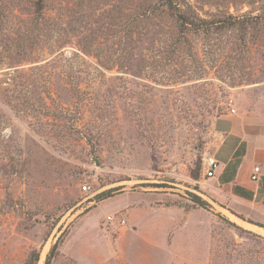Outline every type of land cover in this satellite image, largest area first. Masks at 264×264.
<instances>
[{
	"label": "rangeland",
	"instance_id": "rangeland-1",
	"mask_svg": "<svg viewBox=\"0 0 264 264\" xmlns=\"http://www.w3.org/2000/svg\"><path fill=\"white\" fill-rule=\"evenodd\" d=\"M176 5L0 0V264H264L205 166L217 122L264 145V0Z\"/></svg>",
	"mask_w": 264,
	"mask_h": 264
},
{
	"label": "crops",
	"instance_id": "crops-1",
	"mask_svg": "<svg viewBox=\"0 0 264 264\" xmlns=\"http://www.w3.org/2000/svg\"><path fill=\"white\" fill-rule=\"evenodd\" d=\"M232 128L231 125V129L227 134L226 131L223 132L219 129V122L216 123V129L218 130V133L224 134V140L213 154L219 163L215 179L221 186H223V188L228 189L236 199L253 201L258 197L259 193L264 195V176L262 166H260L262 169L260 180H252L253 168L259 166L255 165L253 167V165L256 163L264 164V150H259L260 148H263L264 145L256 140H245L238 133L234 132ZM229 136L234 137L235 140L232 142L230 149L223 155L222 151L227 144ZM254 146L255 152H253L252 155V147ZM236 160H239V162L236 163ZM244 168L247 169L245 172H242ZM254 183L258 185L257 188L254 186Z\"/></svg>",
	"mask_w": 264,
	"mask_h": 264
},
{
	"label": "trees",
	"instance_id": "trees-1",
	"mask_svg": "<svg viewBox=\"0 0 264 264\" xmlns=\"http://www.w3.org/2000/svg\"><path fill=\"white\" fill-rule=\"evenodd\" d=\"M165 1H166L167 5H168L171 9H174V10H175L174 12L178 13L179 10H177L178 8H177V5H176V4H177V0H165ZM179 15H180V18L182 17V18H181V25H182V26L186 27V25H187L188 23L190 24V21H191V20H190L189 18H186L184 14H180V13H179L177 16L179 17ZM113 192H114V191H109V192H103V193H101V194L97 197L96 201H97V202H100V201H103V200H105V199H107V198L112 197V193H113ZM190 195H191L193 201H194L196 204L200 205V206L203 207V208H206V206L208 205L207 202L203 201L199 196H196V195H194V194H190ZM60 239H61V238H60ZM60 239H59L58 242L52 247V249H51V251H50V253H49L48 257H47V260H46L45 264H51V263H52V260L55 258L56 254H57V252H58L59 243H60V241H61ZM38 260H39V254H38L37 252H33V253L31 254L30 258H29L28 264H37Z\"/></svg>",
	"mask_w": 264,
	"mask_h": 264
},
{
	"label": "built area",
	"instance_id": "built-area-1",
	"mask_svg": "<svg viewBox=\"0 0 264 264\" xmlns=\"http://www.w3.org/2000/svg\"><path fill=\"white\" fill-rule=\"evenodd\" d=\"M231 102H233V100H231ZM230 112H231V114H235L236 113V109L233 107L230 110ZM205 166L207 168V174L211 178V177H214L216 175V171H217V169L219 167V163H218L217 159L215 158V156L211 155V156L205 158ZM261 173H262L261 167L260 166H255L253 168V172H252V180L253 181L260 180ZM90 189H91V187L88 186V185H84L83 186V190L84 191H88ZM110 220H112V218H110ZM121 223L124 224L125 221L123 220Z\"/></svg>",
	"mask_w": 264,
	"mask_h": 264
},
{
	"label": "bare ground",
	"instance_id": "bare-ground-1",
	"mask_svg": "<svg viewBox=\"0 0 264 264\" xmlns=\"http://www.w3.org/2000/svg\"><path fill=\"white\" fill-rule=\"evenodd\" d=\"M241 222H243V221H241ZM253 227H254V226H253ZM39 264H44V263H43V258H42V260L40 261V263H39Z\"/></svg>",
	"mask_w": 264,
	"mask_h": 264
}]
</instances>
